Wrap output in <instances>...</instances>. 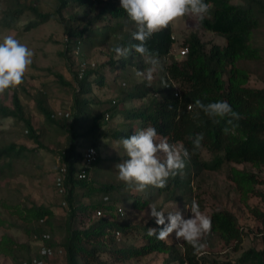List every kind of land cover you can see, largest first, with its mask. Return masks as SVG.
I'll list each match as a JSON object with an SVG mask.
<instances>
[{
    "label": "trees",
    "instance_id": "1",
    "mask_svg": "<svg viewBox=\"0 0 264 264\" xmlns=\"http://www.w3.org/2000/svg\"><path fill=\"white\" fill-rule=\"evenodd\" d=\"M8 1V13L1 21L4 26L11 27L14 23L16 25L22 21L23 16L25 23L21 29L24 31L36 28L51 19L63 23L64 48L58 54L71 75L70 79H65L57 67L47 68L59 89H69L72 99L69 112L53 111L47 95L52 81L41 79L40 76L35 78L40 81V87L35 93L29 92L28 87L21 84L12 93L11 106L0 104L2 117L14 120L13 124H18L36 145H42L39 137L43 135L44 129L54 135L56 129L60 128L69 136L68 144L61 152L67 173L56 185V188L65 191L66 233L59 246H54L49 237L44 239V245L61 250L65 264H101L104 253L109 258L105 264H120L154 252L167 254L168 259L162 264H182L184 261L188 264H264V233L260 236V246L242 248L243 231L235 214L227 209H214L209 216L212 220L211 232L230 247L231 251L242 248L233 259L219 258L205 250L194 253V249L182 240L178 246L170 237L161 240L157 239L156 235H148L147 225L142 227L131 223H118L109 218L112 212L117 214V207L122 205V201H128L132 207L138 209L144 208L150 203L149 197L152 193L167 192L172 198L176 190H181L184 194L185 190L190 189L191 182L188 175L178 174L170 177L164 188L150 187L151 189L147 188L143 194L128 193L129 188L124 182L107 183L96 175L94 169L101 158L98 148V157L90 165L87 176H76L83 150L78 148L76 141L95 136L100 127L115 114L117 102L112 99L104 108L93 114L91 103L94 102V86L103 87L107 84L105 73L90 67L88 61L82 76L78 77L73 49L78 46L81 55L85 56L84 49L87 44L104 43L111 34H117V39L111 44L112 53L116 55L114 46L130 48L138 43L131 35L135 26L129 31L122 29L125 22L131 20L117 0H53L51 10H43L33 3ZM205 3L211 5V14L202 23L197 19V23L205 30L224 34L225 44H207L198 34L191 32L181 45L187 48V52L184 55L178 52L171 55L174 42L171 26L168 25L154 33L147 42V47L161 62L163 87L148 88L138 83L127 89L128 91L125 90V100L145 97L147 100L138 106L122 109L119 116L127 122L123 125L125 129H113L110 136L120 141L123 137L151 125L161 137L167 138L169 143L180 142L187 148L190 162L198 168L203 166L213 170L224 163H247L254 168L264 169V87L246 85L249 73L237 65L238 60L259 57L257 49L252 45V33L259 26L254 9L264 12V0H245V5L233 3L231 0H205ZM65 8L70 11L67 17L63 15ZM107 18L112 20L111 25L104 22ZM97 22H104L103 29H96L94 24ZM95 35L99 37L98 42L94 39ZM85 58L88 60L86 56ZM115 60L123 68L144 69L149 65L144 57L134 50L127 58H110L107 65L111 71L117 68ZM169 78L178 83L179 94L176 96L170 88L168 92L165 91ZM196 99H201L204 103L226 100L240 114L241 118L235 122L238 127L224 132L226 123L223 120L213 123L195 107L188 108L194 105ZM27 100L29 103L32 101L34 109L29 106ZM34 113L40 117V125L32 123ZM106 113L109 115L108 119H105ZM135 122L139 124L138 129H134ZM198 133H203L204 139L202 147L193 154L190 137L194 138ZM91 144L96 146L94 142ZM202 149L209 152L211 161L200 160ZM32 152L23 143L15 141L0 146V158L11 162L21 158L28 159ZM229 178L234 183L240 199L248 211L259 220L264 231V175L254 169L234 168ZM79 191L81 197H92L94 194H100L101 197L84 202V199L77 198ZM249 196L258 198L263 208L250 205ZM6 206L23 222L24 229L32 241L33 235H40L45 231L46 224H53L54 211L47 205L31 203L24 206ZM95 208L100 209L102 214L97 216ZM5 221L6 219L0 217V225ZM152 226L158 228L155 223ZM115 230L121 231L120 237L138 234L142 242L135 245L121 244L117 242L120 237L115 236ZM29 247V243H17L6 233L0 236V255L7 257L12 264H22L18 261L19 253ZM41 257L46 259L42 255ZM26 260V264L37 263L33 256H27Z\"/></svg>",
    "mask_w": 264,
    "mask_h": 264
},
{
    "label": "rangeland",
    "instance_id": "2",
    "mask_svg": "<svg viewBox=\"0 0 264 264\" xmlns=\"http://www.w3.org/2000/svg\"><path fill=\"white\" fill-rule=\"evenodd\" d=\"M17 1L18 3H33L43 10H51L54 3L53 0ZM231 1L236 4L245 5V0ZM9 7L10 3L8 0H0V42H3L5 36L13 35L33 52L32 63L28 66L24 74L22 84L28 87L29 92L35 93L40 87V81L35 78L40 76L41 79L52 81V87L47 90L51 108L56 113L69 112V109L71 110L72 107L69 89L66 88L65 91L59 89V85L55 83L53 75L47 71V68L55 69L57 67L62 71L65 79H70L71 75L68 72L67 66L58 54L64 48L63 23H60L56 19H51L36 28L24 31L21 29L25 23L23 16L22 21L16 25L14 23L11 27H7L2 25L1 21L6 17ZM69 12L65 8L63 15L67 17ZM254 13L259 19V26L252 33V45L257 49L259 57L256 59L238 60L237 65L245 68L249 73L246 85L250 87H264V12L254 9ZM104 22L108 25L112 24V20L109 18ZM104 22H97L94 26H97L96 29H103ZM169 25L174 36V42L171 48L173 55L180 50L182 42L191 32L198 34L200 39L207 44L210 42L217 43L221 46L225 44L224 34L215 33L199 27L197 18L191 14L180 17L172 21ZM133 26H135L134 22L127 21L122 29L129 31ZM116 36L117 34H111L106 42L94 45L87 44L84 49L90 67L100 69L104 72L107 81V84L103 87L94 86V102L91 103L93 114H96L98 110L104 108L108 101L112 99H115L117 102L116 112L108 122L100 127L95 136L83 140L78 139L76 141L78 148L81 150L93 142L96 144L101 158L94 172L96 171V175H99L100 180L107 183L123 182L118 179V170L115 168V165L122 162L127 156L122 145L119 143L120 141L110 136V132L113 129H125L123 125L127 122L120 118L119 112L128 107L138 106L147 100V97L143 99L134 98L125 100V90H129L138 83H142L148 88L163 87V75L160 71L154 73V78L150 83L135 75L137 71H145L149 65L144 69H137L135 67L123 68L115 60V66L117 68L115 71L110 70L107 65L108 61L110 58L117 59L116 55L112 53L111 48V44L117 39L115 38ZM94 39L98 42L99 37L95 35ZM144 60L146 62L145 57ZM14 89H8L3 94H0V104L11 106V96L15 91ZM169 90L165 85V91L168 92ZM27 102L29 103L28 100ZM29 106L33 108L32 101H30ZM31 121L35 125L41 124L40 117L36 113L32 115ZM13 122L14 120L10 117H2L0 114V146L15 141L17 143H23L33 152L28 159L21 158L13 160L12 162L6 158H0V217L6 219L5 223L0 225V236L6 233L13 237L17 243H29V251L26 249L21 250L18 256V261L26 264L27 256L31 257L37 254L36 246L38 245H35V242L30 240V235L25 231L23 222L12 214L10 208H7L6 205L24 206L34 203L49 206L54 211V218L52 225L46 224V227L44 226L45 232H47L54 246H59L66 233L64 222L66 220V202L65 191L56 188L59 181L57 171L62 157V149L68 144L69 136L60 128L56 129L57 132L54 135L49 130L45 131L44 129L43 135L39 137V141L43 146H39L25 135L18 124H13ZM135 128H139L138 122H135ZM175 144L181 145L180 142H175ZM200 160H212L211 155L206 149H202ZM234 168L254 169L259 174L264 175V169L254 168L247 163H224L222 166L211 170L203 166L198 168L189 159L180 175L186 174V176L188 175L190 177V189L185 190L184 194L181 190H176L172 198L167 192H154L149 197L150 203H155L158 209L164 210L165 215H167V212H174L179 209L185 217L190 214L185 210V206H190L193 199L199 203L201 212L208 216L214 209L222 208L230 210L235 214L237 222L243 231L242 248L247 246H260V236L264 231L259 220L248 211L247 206L240 199L234 183L229 178ZM150 187L152 188L153 186H149L148 188L151 189ZM127 191L133 194L144 193L136 192L132 189H127ZM77 195V198L84 199V202L94 201L101 197L100 194H94L92 197H81V191ZM248 203L263 208L258 198L254 196H249ZM121 204L123 213L115 214L112 212L109 218H112V220L118 223H131L142 227L147 225L149 226L148 228H153L152 225L155 223L154 219H150L147 214L149 204L139 209L132 207L128 201H122ZM169 237L175 244L180 246L181 241H177L174 234ZM117 242L135 245L142 242V239L138 234L134 233L120 237V240ZM202 242L206 244L205 251H210L219 258L228 257L233 259L242 250L240 248L237 251H231L230 247H227L211 231L202 237ZM101 258V264L109 261L105 253L102 254ZM166 259H168L167 254L154 252L136 259L124 261L120 264H162ZM43 261L48 264H65V258L58 256L56 252H52ZM0 264H12V262L7 257L0 255Z\"/></svg>",
    "mask_w": 264,
    "mask_h": 264
},
{
    "label": "clouds",
    "instance_id": "3",
    "mask_svg": "<svg viewBox=\"0 0 264 264\" xmlns=\"http://www.w3.org/2000/svg\"><path fill=\"white\" fill-rule=\"evenodd\" d=\"M120 7L127 13L135 25L131 33L132 39L138 41L131 47L114 46L117 59L127 58L132 50L146 58L149 67L145 71H137L135 75L149 83L154 73L162 70L159 59L147 47V42L154 33L166 28L172 21L191 14L201 23L210 16L211 5L205 0H120ZM33 52L13 35L4 37L0 42V94L8 89L18 87L23 83V77L32 63ZM199 111L213 121H224V132L238 127L240 114L226 100L204 103L196 99L194 105ZM192 139L193 154L202 147L203 133H198ZM127 158L115 165L118 179L129 189L143 193L149 186L164 188L170 177L181 174L190 158L189 150L183 145L169 143L153 126L135 131L119 142ZM185 210L190 214L185 217L177 209L167 212L158 209L155 203H150L148 217L154 219L158 228H149L148 235H156L157 239H166L174 234L177 241L189 244L194 253H201L206 244L202 237L212 229L211 217L202 213L199 203L193 199ZM47 238V237H46ZM45 250L42 249V254Z\"/></svg>",
    "mask_w": 264,
    "mask_h": 264
},
{
    "label": "built area",
    "instance_id": "4",
    "mask_svg": "<svg viewBox=\"0 0 264 264\" xmlns=\"http://www.w3.org/2000/svg\"><path fill=\"white\" fill-rule=\"evenodd\" d=\"M117 2L120 4V0H117ZM186 52H187L186 47H181L180 50L178 51L180 55H184ZM73 54H74V57L76 58V64L78 66V77H81L84 69L88 65V60L85 58V56L81 55V53L79 52L78 46L74 47ZM170 54H172L171 51H170ZM166 86L170 88L171 90H173V94L175 96L179 94L178 83L174 81L172 78H169V82L166 83ZM188 108L190 107L188 106ZM108 118H109V115L108 113H106L105 119H108ZM97 157H98V150L96 146L90 144L83 148L82 157H81V161L79 164V169L76 173L77 178H85L87 176L90 165L94 161H96ZM66 173H67L66 165L61 157V161L59 163V168L57 171L59 180L61 178H64L66 176ZM117 213L119 214L123 213V208L121 206L117 207ZM95 214L98 216V215H101L102 212L100 209L97 208L95 209ZM114 233L117 238L121 236L120 230H115ZM46 237H48V234L45 231L42 232L40 235H33V242H35L34 243L35 245L36 244L38 245L37 246L38 253L35 256H33L34 261L37 262L36 264H48L47 262L43 261V258L41 257V255L44 257H47L52 252H56L58 256H62L61 250L44 245V239H46ZM42 249L45 250L44 254H42ZM182 264H188V262L184 261Z\"/></svg>",
    "mask_w": 264,
    "mask_h": 264
}]
</instances>
